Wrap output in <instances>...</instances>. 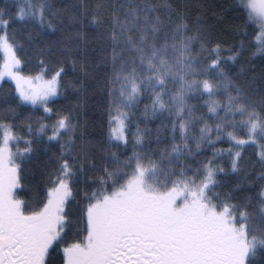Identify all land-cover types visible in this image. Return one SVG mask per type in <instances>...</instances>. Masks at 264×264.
Returning <instances> with one entry per match:
<instances>
[{"label":"snow or ice","instance_id":"snow-or-ice-1","mask_svg":"<svg viewBox=\"0 0 264 264\" xmlns=\"http://www.w3.org/2000/svg\"><path fill=\"white\" fill-rule=\"evenodd\" d=\"M234 10L252 31L225 47L176 0L0 7V81L15 83L0 115V264H51L57 251L61 264H264V69L243 63L245 41L264 59V0H235ZM15 20L60 39L41 47L29 33L26 46L9 31ZM28 47L38 60L31 74ZM67 58L85 77L103 72L106 133L90 134L58 104ZM22 106L44 113L24 125L27 138L8 119ZM53 143L43 195L19 198L24 165ZM248 144L261 149L258 192L244 194L246 174L224 191L222 177L245 172ZM81 221L84 235L77 227L67 242Z\"/></svg>","mask_w":264,"mask_h":264},{"label":"trees","instance_id":"trees-1","mask_svg":"<svg viewBox=\"0 0 264 264\" xmlns=\"http://www.w3.org/2000/svg\"><path fill=\"white\" fill-rule=\"evenodd\" d=\"M176 2L183 10L187 11L190 22L195 23L197 18H200L205 27L210 30L212 40L223 43L225 47L239 44L244 40L243 32L245 30L252 31L245 24L244 17L234 10L235 0H176ZM55 3L57 7L63 8L78 3V0H55ZM89 3H92V0H89ZM16 4L17 0H0V7L6 6L10 14L15 13ZM9 31L15 32L17 39L26 46L29 45V33L36 37L35 42L41 47H45L60 39L59 33L52 35L49 32H44L34 21L25 23L15 20L11 24ZM56 47L58 48L59 45ZM245 47L243 63L247 65L251 62L257 72L264 69V59L253 56L254 49L250 47L247 41H245ZM224 54L227 55L228 53ZM28 56L29 61L23 68L25 74H31L38 70L37 55L31 47H28ZM68 59L70 58L65 59L64 63V67L66 68V75L63 77L64 95L58 98V104L66 110H71L80 122L87 126L90 134L94 136L104 134L108 128L106 113L107 95L102 90L100 84L104 74L103 72L93 73L85 77L78 68L75 71L72 70ZM0 62H2V53H0ZM55 67L57 65L54 62L49 64L50 70ZM77 80L83 84L82 89L73 88L72 85ZM14 88L15 85L10 80H4L0 84V115H3L4 110L9 106V103L4 102L3 97L7 95L8 101L11 102L14 95ZM17 112L19 115L16 119H12L11 116L8 119L9 122L18 125L16 129L17 134L25 137L27 130L24 125L28 122H34L36 117L44 115L41 109H34L31 106H22L17 109ZM26 116H32V121H26L24 119ZM52 119H55V117ZM152 126L154 127L155 123ZM141 127H143V124H141ZM18 147L23 149L25 145L21 142ZM45 147L46 145L41 144L38 150L32 155L31 160L24 165L25 172L22 173L23 179L21 180V184L24 187L23 190L19 191V198L31 199L37 192L41 196L43 195V189L47 183L46 171L48 169V159L53 152L58 151L59 145L55 143L47 145L51 149L48 152L44 150ZM217 147L227 149L230 145L228 143H222L218 144ZM260 150L259 145L256 144H248L245 146L242 159V167L245 169V172L240 175L229 172L226 177H222L221 179L225 181L224 191L231 189L237 183H243V177L246 174L249 183L243 185L244 194L256 195L262 183L257 179L261 171L260 165L258 164ZM219 163L226 170L229 169L227 158L219 161ZM77 200L80 201V207H83L84 201L82 196L77 197ZM72 208L74 214L78 213L79 209L75 204L72 205ZM77 227L81 229L80 236L84 235L82 231L83 222L81 221L78 226H73L68 232V236L66 237L68 242H72V238L76 236Z\"/></svg>","mask_w":264,"mask_h":264},{"label":"flooded vegetation","instance_id":"flooded-vegetation-1","mask_svg":"<svg viewBox=\"0 0 264 264\" xmlns=\"http://www.w3.org/2000/svg\"><path fill=\"white\" fill-rule=\"evenodd\" d=\"M66 241H67V239H66ZM63 246H64L63 244L60 245V247H63ZM51 264H61V255H60L59 251L53 253V255L51 257Z\"/></svg>","mask_w":264,"mask_h":264},{"label":"rangeland","instance_id":"rangeland-1","mask_svg":"<svg viewBox=\"0 0 264 264\" xmlns=\"http://www.w3.org/2000/svg\"><path fill=\"white\" fill-rule=\"evenodd\" d=\"M5 80H10L15 85L14 81H12L11 79H9V78L6 77ZM1 83H2V81H0V84Z\"/></svg>","mask_w":264,"mask_h":264}]
</instances>
